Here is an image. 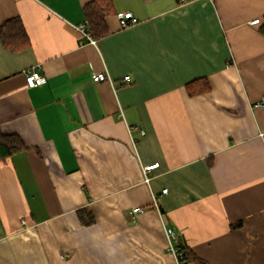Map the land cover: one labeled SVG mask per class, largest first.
<instances>
[{"label": "crops", "instance_id": "0c3cea01", "mask_svg": "<svg viewBox=\"0 0 264 264\" xmlns=\"http://www.w3.org/2000/svg\"><path fill=\"white\" fill-rule=\"evenodd\" d=\"M90 1L0 0L30 38L0 39V127L27 146L0 158V264H176L164 220L190 264H264V0H111L95 43Z\"/></svg>", "mask_w": 264, "mask_h": 264}, {"label": "trees", "instance_id": "16d2710c", "mask_svg": "<svg viewBox=\"0 0 264 264\" xmlns=\"http://www.w3.org/2000/svg\"><path fill=\"white\" fill-rule=\"evenodd\" d=\"M112 11L111 0H92L84 7V14L87 28L91 35L100 38L108 33L106 16ZM260 32L264 35V17L260 25ZM0 39L3 45L12 52L25 49L30 44V38L26 28L19 17L6 20L0 27ZM190 95H197L210 91V85L206 78H199L187 84ZM27 146L23 140L15 134H6L0 127V158L5 159L16 152L25 150ZM85 223L93 222V217L87 215L83 217ZM241 222L236 226H240ZM189 262L195 260L194 255L183 248Z\"/></svg>", "mask_w": 264, "mask_h": 264}, {"label": "built area", "instance_id": "2783aa9c", "mask_svg": "<svg viewBox=\"0 0 264 264\" xmlns=\"http://www.w3.org/2000/svg\"><path fill=\"white\" fill-rule=\"evenodd\" d=\"M184 1H188V0H184ZM118 19L123 27H127L138 21V19L134 16V14L131 11H124L118 13ZM254 22L255 23L259 22V19H256ZM76 28L81 33L84 39L88 40L91 43H95L96 40L94 39V37L91 35V33L87 28V22L80 23L79 25L76 26ZM92 77L94 82L112 81V78L109 75H107L105 72L94 73ZM124 80L130 81L131 80L130 75H126L124 77ZM26 81L28 87L33 88L45 84L47 82V78L45 75L42 74L40 70V66H37L28 71V73L26 74ZM158 164L159 163H154L143 167L145 182L147 183L150 182L151 177L149 173L152 170H154L158 166ZM163 192L166 193L167 189H164ZM142 210L143 209L141 207H135L130 211V213H137ZM164 227H165L166 238L168 240L167 250L175 257L176 264H190L185 250L179 245V237L176 231L171 226H169L165 220H164Z\"/></svg>", "mask_w": 264, "mask_h": 264}]
</instances>
